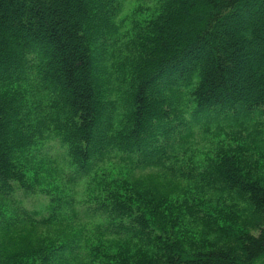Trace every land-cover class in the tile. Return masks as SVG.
I'll use <instances>...</instances> for the list:
<instances>
[{
  "label": "trees",
  "instance_id": "1",
  "mask_svg": "<svg viewBox=\"0 0 264 264\" xmlns=\"http://www.w3.org/2000/svg\"><path fill=\"white\" fill-rule=\"evenodd\" d=\"M157 2L147 38L133 42L115 26L127 0H0V264L264 262V175L254 166L264 152V0ZM190 96L194 114L216 108L231 115L228 133H255V150L240 145L249 158L228 148L201 160L197 137L178 136L188 114L178 100ZM213 130L206 136L226 132ZM54 138L75 184L95 183L108 160L125 166L107 170L106 196L88 205L94 233L59 229L80 219L75 211L42 220L17 198ZM57 175L48 173L53 190ZM51 227L65 234L50 238ZM24 229L21 246L2 236Z\"/></svg>",
  "mask_w": 264,
  "mask_h": 264
},
{
  "label": "rangeland",
  "instance_id": "2",
  "mask_svg": "<svg viewBox=\"0 0 264 264\" xmlns=\"http://www.w3.org/2000/svg\"><path fill=\"white\" fill-rule=\"evenodd\" d=\"M117 1L118 0H116V5H117ZM127 1L130 3L120 8L118 12L116 18L117 23L115 25L116 29L118 31L125 32L127 35H129L130 39L134 38L133 42L136 40H140L142 38L143 39L147 38L149 34V30H146L145 28V20L149 18L157 8V0L156 2L152 0H127ZM136 9H139L140 11H136ZM258 19L251 20L253 21L252 24L254 25V22H257ZM244 22L245 20L239 23L243 24ZM247 25L248 24H246L245 27ZM252 67L254 68V64L252 65ZM250 77H251L250 73H245V78H250ZM163 83H164V79L157 81L155 85V89L157 88L160 89L161 88L160 86H163ZM186 91H188L187 87L182 88L180 90L181 96ZM257 93L259 94V91H257ZM177 95L178 94H176V96ZM154 97L156 98V95L153 96L152 98L154 99ZM157 97H158V93H157ZM179 102L181 107L183 108L187 104V107H185L183 110H186L188 114L186 115L185 125H183L178 131L179 132L178 136L181 135L184 138H187V134L192 133L193 136L197 137V143L199 145L196 146V152L201 160H206L210 157H213L214 153L219 152V150L228 149V148L239 150L243 153V155L246 158H249L248 155L244 153L243 150L241 149L240 146L241 144L245 147H252L253 150L256 149L257 145L255 144V140H254L255 133L244 132L242 134L243 139H241L238 136L232 135L231 133H228L231 131V128L229 127H231V123H232L227 119V118H231L230 114H220L217 112L218 109L216 108H204L203 111L200 110L199 113L194 114V111L197 109V107L192 101L191 96L187 101H183L181 99V101L178 100V103ZM32 108L33 105L29 104L28 108L26 109V113H30L32 111ZM242 112L243 111H241L240 113ZM67 115L69 116V113ZM247 116L248 115H246L245 117ZM10 117H12V115H10ZM261 123L262 120H260V123L258 124L259 128H261ZM161 125L163 124H158V123L155 124L156 130L151 131L152 136H153V132H156L158 130L157 127ZM22 126H23L22 132L26 134L28 129L27 123L25 122ZM166 126H168V124H165V126L159 130L165 132ZM102 127H103V122L101 121L97 127V129H99V132L101 131ZM215 128H220L223 130L225 129L226 132L215 133L212 136L207 137L206 132L208 130L214 131L213 129ZM13 137L14 136L11 135V139ZM156 141L157 139H155V137H153L150 140L147 138L146 143H144L141 146V152L142 153L145 151L150 152L152 146L156 144ZM193 142L194 140L191 139L190 144L187 147V150L194 151V149L191 147ZM10 146L11 145L7 144L5 147L8 148L10 151ZM43 147L46 149H43ZM36 151L33 152L35 153ZM39 151L46 152V155L43 156V158L40 159L38 163H35L30 167L26 168V173L28 177H26L25 182L27 185L32 186V189L28 192L29 195L27 196H25L22 192H19L17 195V198L21 201L24 208L36 212L40 217V219L42 220L48 219L52 215V213L56 210H58V212H63L65 215H69V212H71L72 215L70 216L73 217L76 216L74 211L81 208L82 210L81 219L75 221L74 224H66L71 226H66L64 228H59V229L67 230L69 233H72L73 231L77 232V230L78 232L85 230L98 231L97 229L98 228L97 226L99 224L98 221H95L94 218L91 217L82 218V216L85 214L84 209H86L87 205L95 203L96 200L101 198V196H106V192H102V190L105 189L106 183L109 180L107 178V170L113 168L117 171H121V170L125 171L124 164L116 163L112 160H108L103 166L100 167L99 170H97L94 174L91 175V178L94 179L95 176L98 174V179H96L95 183L84 182L79 185L75 183L74 184L71 183V185L67 187L66 186L63 187L61 184H62V180L65 179V173L61 169V167H59L57 164L53 162L54 158H52L51 155L55 157L56 163L59 164L60 160H66V157L68 158L67 149L62 145L60 139L54 138L52 141L50 139L44 141ZM256 155H258L260 158H255L256 162L254 166L257 171H259L262 168L261 175H264V152L258 151ZM46 156H48V158ZM257 161H259L260 164H257ZM249 164L250 162H247L248 166ZM55 170L57 171L58 175L54 177V179H56V182L61 186V189L59 190H53V188H51V184L48 181L49 180L48 173L50 171H55ZM149 175L151 174H147V176ZM138 177H145L144 173L139 174ZM2 209L4 211L9 212L11 208L9 206H5ZM51 229H52L51 232L53 234H49L50 238H57L60 235L65 234V232L63 231H60L59 233L53 232L55 231V229H58V227H51ZM33 230H38V229H33ZM28 231L29 229L28 230L24 229V231L14 230L9 232L8 234L3 233L2 236L3 238L6 236H12L13 239L15 240L11 244V246L17 247L18 245L21 246L22 238ZM253 232L257 233L256 230H253ZM33 235H34V237H32L33 240L37 242L38 239L36 235L35 234ZM96 236L100 239L105 240L104 236L101 235H96ZM259 264H264V262H261Z\"/></svg>",
  "mask_w": 264,
  "mask_h": 264
}]
</instances>
